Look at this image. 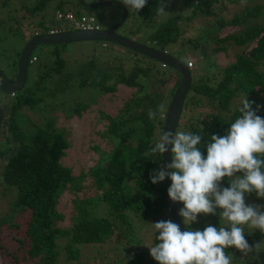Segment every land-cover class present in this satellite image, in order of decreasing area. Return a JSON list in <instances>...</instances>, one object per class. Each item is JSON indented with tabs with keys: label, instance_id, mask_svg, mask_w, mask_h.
<instances>
[{
	"label": "trees",
	"instance_id": "obj_1",
	"mask_svg": "<svg viewBox=\"0 0 264 264\" xmlns=\"http://www.w3.org/2000/svg\"><path fill=\"white\" fill-rule=\"evenodd\" d=\"M49 1L38 0L33 7H25L28 13L26 16H32L45 9ZM58 2L61 3V0ZM197 2V6L202 7L201 13L208 14V8L217 0ZM158 4L159 0H147L145 7L137 12L142 19L150 22ZM74 12L78 17L85 13ZM261 12V4H256L252 8L245 7L240 13L223 21L222 26L244 25L248 20L258 18ZM181 18L180 14L173 15L159 24L151 35L153 42L151 47L168 51L166 45L175 43L180 38L177 22ZM61 21L64 22L63 19ZM58 28L61 27L55 25L54 29L60 31ZM31 36L26 35V43ZM231 40L241 46L251 47L243 53H238L216 75L194 81L191 79V88L185 96L175 130L191 131L201 135L203 139L198 147L202 150L212 134H225V130L240 115L239 108L245 99L252 103L257 115L264 118V70L261 69L264 63V23L246 24L239 32H231L218 39L219 42ZM98 42L106 50L118 46L114 43ZM68 44L46 45L50 46L48 54L40 59L35 55L36 60L32 63H38L34 82L27 84V68L25 87L14 94L5 93L10 99L0 101V155L3 157L6 155L0 171V184L3 183L8 191L12 190L13 196L15 190L10 210L15 213L18 211L29 213L26 234L18 241L19 250L32 264H56L59 257L57 240L63 238L66 241L67 258L71 260L79 259V248L82 245L102 244L108 246V250L115 246L113 251L117 252L127 247L125 252L128 253L124 256L126 264H158L150 254L146 256L139 251V239H136L133 220L129 217L135 215L137 218L147 219L164 211L165 221L170 220L166 179L153 184L150 178L151 173L162 165L161 154L152 153L151 148L162 133L166 108L179 85L180 74L155 60L122 47L128 56L115 59L109 57L108 53L102 55L92 52L91 58L85 63H80L78 71L73 72L66 69L67 65L74 61L73 57L70 61L65 57L64 52ZM19 53L20 51H17L14 63ZM136 57L145 58L148 62ZM125 58H131L133 61L125 64L127 62L124 61ZM185 61L187 63L190 60ZM15 74L11 78L8 77L13 79ZM138 76H142V81ZM171 78H174L175 85L170 90L167 102L163 103L164 91L160 86L164 80ZM149 81H152L154 86L157 84V87L154 92L146 93L147 87L143 82L148 84ZM118 84L139 88L124 102L116 117H109L107 131L112 134L116 145L109 154L106 165L89 172L93 180L94 195L72 200L71 225L61 228L57 225V220L62 219L64 215L57 209L59 197L64 191L79 190L82 187L80 181L82 179L79 177L75 179L71 169L61 163L68 142L65 133L54 126L53 118L47 119L43 124L27 126L22 118L23 109L37 108V104L42 100L52 102L59 97L64 98L78 86L83 88L89 85L106 92H115L118 90ZM239 100H242L240 104ZM84 104L78 103L76 108L79 106L84 108ZM161 105L163 111H158L157 119H149V110H158ZM197 108L206 109L197 112ZM186 115L188 117L183 120ZM157 130L160 132L158 136ZM203 151L206 157L207 150ZM128 173L132 177L131 183L126 179ZM222 186L230 187L229 178H223ZM179 203L181 209L183 203ZM221 211L222 209L218 208L215 215H209L211 224L208 225L217 228L223 225ZM12 220L13 218H10L6 223L11 225ZM196 223L184 225L183 222V225L189 230L191 227L196 228ZM208 225L199 227V230ZM2 229L5 227L1 223L0 230ZM257 232L258 230L244 229L245 238L250 246ZM153 239L151 247L157 243L156 236ZM225 252L231 258V262L239 259L240 251L235 247L228 248Z\"/></svg>",
	"mask_w": 264,
	"mask_h": 264
},
{
	"label": "rangeland",
	"instance_id": "obj_2",
	"mask_svg": "<svg viewBox=\"0 0 264 264\" xmlns=\"http://www.w3.org/2000/svg\"><path fill=\"white\" fill-rule=\"evenodd\" d=\"M35 1L37 2L38 0H0V67L10 78L16 72L14 65L16 66L17 61L14 63L13 60L16 58L17 51H20L23 44L26 43V35L30 33L31 36L35 31L43 34L48 33L50 24L55 19V10L71 9L92 13L100 29H107L122 19L123 9H125L127 16L117 32L124 37L137 39L139 43L148 46L153 45L151 35L154 29L170 16L180 14L182 18L178 19L177 22L180 38L177 42L166 45V49L182 62H186L185 60L192 61L194 66L190 69V74L193 81L216 75L238 53H243L251 47V45L247 47L245 45L241 46L233 40L230 42H219L218 39L227 36L231 32H239L246 24L253 22L264 23V0H217L212 7L208 8V14L201 13L202 7L197 6V0H159L158 7L161 6L162 10L158 11L157 7L150 22L142 19L137 11L128 9L121 3V0L111 1H116L122 6L111 3L93 8L88 7L84 10L76 5L78 0H61V3L57 0H52L45 9L32 16H26L28 13L25 7H33ZM101 1L105 0H84L86 4H94ZM58 4L60 5L58 6ZM256 4L262 5V12L258 18L250 19L244 25L234 26L230 24L222 26L223 21L240 13L245 7L252 8ZM63 23L59 21L58 25L61 28L58 29L62 30L66 27V25L63 26ZM100 44V42L87 41L66 45L65 57L69 61L72 57L74 59L67 65L66 69L77 72L78 68H80V63H85L88 58H91L92 52L102 55L108 53L109 57H114L115 59L129 55L119 46L114 47L112 50H106ZM155 46L158 47L157 44ZM49 48L50 46L41 44L32 53L40 59L48 54ZM94 57L96 58L95 54ZM136 58L148 62L145 58ZM124 61H127L125 64H128L130 63L129 61L133 60L125 58ZM37 66V62L28 66V85L32 84L36 78ZM261 69L264 70V63ZM106 77L109 76L106 75ZM138 78L140 81L143 79L142 76H138ZM143 83L147 87L146 93L154 92L157 87V84L154 86L152 81H149L148 84L146 82ZM174 85V78L163 81L160 86L164 91L163 98L165 99L163 103L169 98L170 90ZM124 86L118 84V90L115 92H106L89 85L83 88L78 86L73 88L64 98L59 97L60 99L58 98L52 102L42 100L40 104H37V108L30 109L25 107L23 109L22 118L27 126L43 124L47 119L53 118L54 126L65 133L68 142L65 153L61 158V163L71 169L75 179L78 177L82 179L80 180L82 187L79 190L64 191L59 197L57 209L64 215L62 219L57 220V225L61 228H67L71 225L72 200H80L87 197V195H94L93 180L89 172L92 169L106 165L109 154L114 150L116 141H114L112 134L107 131L109 117H116L119 110L124 106V102L136 93L139 88V86H136V88ZM3 99L8 101L10 96L0 92V101ZM241 101L239 100L238 104ZM78 103H85V107L79 106L76 108ZM203 109L206 108H197V112L203 111ZM187 117L188 115L184 116L183 120ZM156 132L158 136L160 132L158 130ZM5 159L6 155L5 157L0 155V171ZM126 179L128 182H132V177L129 173ZM14 198L15 190L13 196L12 190L10 192L4 187L3 183L0 184V225L2 223L5 227V229L0 230V264H32L29 258H24L23 253L19 250L18 242L26 234L25 228L29 213L27 211L12 212L10 203L14 201ZM245 201L247 204L264 205V198H260L257 195L246 194ZM100 211L99 213H101ZM102 214H104L103 211ZM165 214L166 212L161 211L147 219L137 218L135 215L129 217L133 220L132 224L137 235L136 239H139V251L146 256L150 254L151 242L154 240L153 237L156 236L152 223L165 221ZM209 215L200 214L195 224L197 229L191 227V230H199V227L203 228L205 224H211ZM10 218H13L11 225L6 223ZM222 223L224 226L228 225L227 221H222ZM184 225L186 224L184 223ZM241 227L243 229L247 228L249 231L257 230L248 225H241ZM253 240L254 242L251 246L254 247L259 244L256 251L249 253L247 256H244L240 251L239 259L235 260L236 262L232 261L231 264H264V233L258 230ZM57 242L60 247L58 246L59 257L56 264H126L124 256L128 253L125 252L127 247L117 252L113 251L114 243L111 244V248L113 247L111 250H108V246H103L102 244H92L90 246L89 244H84L80 245L79 259L71 260L67 258L65 239L59 238Z\"/></svg>",
	"mask_w": 264,
	"mask_h": 264
},
{
	"label": "clouds",
	"instance_id": "obj_3",
	"mask_svg": "<svg viewBox=\"0 0 264 264\" xmlns=\"http://www.w3.org/2000/svg\"><path fill=\"white\" fill-rule=\"evenodd\" d=\"M121 3L139 11L147 0ZM39 34L33 32V36ZM187 63L191 65V61ZM158 111H163V105L158 110L150 109L149 119H157ZM239 112L224 135L212 134L204 144L206 157L204 149L198 147L202 136L191 131H164L151 148L154 154L163 155L169 150L172 153V162L162 164L150 178L153 184L166 178L172 181L168 196L173 202L183 203L179 215L186 225L197 222L200 214L215 215L218 208L222 209L221 221L228 222L219 228L208 225L203 230L185 231L172 220L152 223L157 243L150 247V255L158 264H231L226 249L235 247L247 256L259 247L249 245L241 225L264 233V205L245 201V195L250 193L264 198V118L257 115L247 99ZM225 177L229 178L230 187L222 186Z\"/></svg>",
	"mask_w": 264,
	"mask_h": 264
},
{
	"label": "water",
	"instance_id": "obj_4",
	"mask_svg": "<svg viewBox=\"0 0 264 264\" xmlns=\"http://www.w3.org/2000/svg\"><path fill=\"white\" fill-rule=\"evenodd\" d=\"M80 3H83V0H80ZM111 3L122 6L120 3L111 0H105L94 4H84L83 6L93 8L95 6ZM126 16V11L125 9H123L122 19L117 24L109 26L107 29L69 30L60 31L54 34L40 33L39 35L30 37L27 43H25L20 50L16 63L15 77L13 79H10L7 75H5L0 67V91L4 93L14 94L15 92L20 91L25 87L24 85L26 82L27 68L29 66V57L32 54L33 50L41 44L54 45L60 43H77L87 41L114 43L124 49L137 52L139 53V55L155 60L162 66L172 68L180 74L179 85L170 98L161 128L162 133L169 130L174 132L176 130L177 124L179 123V117L182 112V106L185 96L191 88L192 83L190 69L186 66V62H182L180 59L176 58L166 50H160L146 44L139 43L137 39H132L120 35L117 30L124 22ZM170 147L171 146H169V148ZM161 160V163L164 165L171 163V151L169 150L163 155L161 154ZM168 171L171 172L173 171V169H168ZM171 183L172 181L169 178H166V192L170 220L180 225L181 231H185L186 229L183 225L182 217L179 215L180 203L173 202L168 196V188L171 186Z\"/></svg>",
	"mask_w": 264,
	"mask_h": 264
},
{
	"label": "built area",
	"instance_id": "obj_5",
	"mask_svg": "<svg viewBox=\"0 0 264 264\" xmlns=\"http://www.w3.org/2000/svg\"><path fill=\"white\" fill-rule=\"evenodd\" d=\"M63 19V21L65 23H63V26L66 25L65 28L62 29V31H68V30H87V29H100L99 26L96 24L95 18L92 15H81L79 17H76L73 13H59L57 12V21H61ZM59 30L56 29H51L50 33L54 34L57 33ZM36 60V57H31V59H29V63H32ZM194 64L189 65V63H187V67L189 69L193 68Z\"/></svg>",
	"mask_w": 264,
	"mask_h": 264
},
{
	"label": "crops",
	"instance_id": "obj_6",
	"mask_svg": "<svg viewBox=\"0 0 264 264\" xmlns=\"http://www.w3.org/2000/svg\"><path fill=\"white\" fill-rule=\"evenodd\" d=\"M51 1H52V0H50V1L48 2V4H49ZM57 1H59V0H57ZM61 2H62V1H61ZM48 4H47V5H48ZM84 4H86V3L84 2V0H83V3H80V0H78V2L76 3V5H77L78 7H81L83 10H84V9H87V7L83 6ZM47 5H46V6H47ZM41 10H43V9H41ZM74 11H75V10H71V9H67V10H63V11H62V10H55V19H54V21H53L54 24H53V23H52L53 25L50 24L49 29H54L55 25L58 26V22H57V12L62 13V14H65V13H69V12H70V13H73ZM74 13H75V12H74ZM74 13H73V14H74ZM83 14L86 15V16H87V15H92V13H91V14H89V13H87V14H86V13H83ZM83 14H82V15H83ZM74 15H75L76 17H78V16H77L78 14H77V15L74 14ZM92 16H93V15H92ZM93 17L95 18V16H93ZM95 21H96V18H95ZM59 26H60V25H59ZM98 26H99V25H98ZM99 28H100V26H99ZM48 31H49V30H48Z\"/></svg>",
	"mask_w": 264,
	"mask_h": 264
}]
</instances>
